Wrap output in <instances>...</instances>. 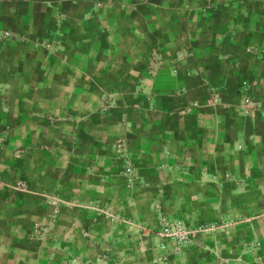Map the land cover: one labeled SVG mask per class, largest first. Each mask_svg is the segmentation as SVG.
<instances>
[{
    "label": "crops",
    "instance_id": "1",
    "mask_svg": "<svg viewBox=\"0 0 264 264\" xmlns=\"http://www.w3.org/2000/svg\"><path fill=\"white\" fill-rule=\"evenodd\" d=\"M5 30L29 40L0 42V264H207L160 247L154 177L264 195V117L237 95L264 78V0H0ZM216 196L199 205L238 204Z\"/></svg>",
    "mask_w": 264,
    "mask_h": 264
},
{
    "label": "rangeland",
    "instance_id": "2",
    "mask_svg": "<svg viewBox=\"0 0 264 264\" xmlns=\"http://www.w3.org/2000/svg\"><path fill=\"white\" fill-rule=\"evenodd\" d=\"M105 95L107 98L106 102L102 103V106H105L103 110L113 103V97L111 98L110 94ZM0 137L2 136L0 135ZM125 143L124 138L118 137L114 144V150L122 154L124 164L130 160L124 154ZM2 145L3 142L0 148ZM159 166L164 167L165 164L161 162ZM190 178L196 180L197 177ZM190 178L187 179L180 175L177 177L174 175L154 177L156 181H162V186L166 188L165 191L163 189L157 193L158 200L153 203V211L158 219L157 227L154 230L159 229V219L164 217L168 223L184 226L191 231L187 243L178 245L169 238L161 237L160 247L165 248L171 245L172 252L182 248L194 250L190 251L193 253L191 254L193 258L200 257L205 253L204 258H206L207 264H212V262L216 264H264V200L262 198L264 195L250 193V196L253 195L252 198L243 199L246 192L238 191L240 180L233 176H224L222 181H216L217 186L209 192H198L205 185L199 184L200 187L197 188V183L190 181ZM210 178L214 181L213 177ZM215 180H218L217 177ZM207 181L205 177V182ZM216 195L222 200L231 198V201L237 196L236 203H241V205L234 204L232 206L233 204H231L229 207L227 204L218 208L207 206L208 204L205 207L199 205L198 200L205 199V196L213 198ZM238 200L240 202H237ZM244 203L248 205L244 206ZM228 232L235 238V244L223 248L220 255L208 249L213 236L220 234L222 237L228 236ZM38 234L39 231H36L37 236ZM36 235L33 237H37Z\"/></svg>",
    "mask_w": 264,
    "mask_h": 264
},
{
    "label": "built area",
    "instance_id": "3",
    "mask_svg": "<svg viewBox=\"0 0 264 264\" xmlns=\"http://www.w3.org/2000/svg\"><path fill=\"white\" fill-rule=\"evenodd\" d=\"M97 6L101 3L96 2ZM5 40H13L18 42H27L29 39L25 35L15 33L10 30L0 31V42ZM36 46H42L46 49L56 52V46L49 41L35 40ZM152 59H157L158 54L152 52ZM239 99V111L244 115L264 117V78L243 79L237 90ZM217 94L215 89H210V100L215 102ZM106 95H103V99L106 102ZM3 142V137H0V145ZM124 173L128 177L129 182H134L137 179L136 171L130 160H127L124 164ZM17 186L24 188L26 183L24 181H17ZM160 227L157 231H153L160 237H166L171 239L178 245H182L189 241L190 232L186 227L179 225H172L166 221L164 217L159 219Z\"/></svg>",
    "mask_w": 264,
    "mask_h": 264
}]
</instances>
